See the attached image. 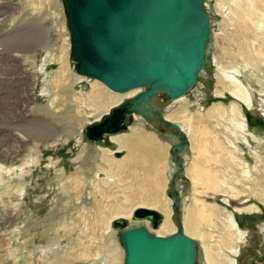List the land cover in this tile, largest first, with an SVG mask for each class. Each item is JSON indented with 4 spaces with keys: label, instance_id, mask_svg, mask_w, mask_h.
<instances>
[{
    "label": "rangeland",
    "instance_id": "1",
    "mask_svg": "<svg viewBox=\"0 0 264 264\" xmlns=\"http://www.w3.org/2000/svg\"><path fill=\"white\" fill-rule=\"evenodd\" d=\"M205 5L212 31L196 84L174 101L159 93L163 114L189 138L179 152L180 170L175 146L183 139L140 114L130 115L117 135L88 138V124L145 88L117 92L77 71L63 0H0V143L16 155L13 171L0 181V198L13 199L17 209L11 223L0 210V239L9 226L0 264H124L122 230L143 226L166 236L176 230L171 180L177 171L178 209L186 234L197 241L198 264H264V0ZM134 139L162 151L148 150L133 179L119 162L139 154L131 151ZM198 166L209 168L217 183L206 184L203 170L194 176ZM145 172L166 204L155 207L166 213L157 226L131 215L137 205L154 207L131 201L152 197L132 188ZM73 177L85 182L84 190L67 188ZM97 205L104 213L116 205L130 214L102 221ZM191 214L198 232L189 231Z\"/></svg>",
    "mask_w": 264,
    "mask_h": 264
},
{
    "label": "water",
    "instance_id": "2",
    "mask_svg": "<svg viewBox=\"0 0 264 264\" xmlns=\"http://www.w3.org/2000/svg\"><path fill=\"white\" fill-rule=\"evenodd\" d=\"M63 1L77 71L117 92L145 88L88 124V138L99 140L122 132L134 113L152 122L154 117L183 139L175 146L181 170L179 152L189 138L161 107L158 109L155 96L165 92L169 101L176 100L196 84L206 63L212 31L205 0ZM177 174L171 180L177 231L165 236L143 226L122 230L119 238L126 252L124 264H198L197 241L184 231L178 209ZM132 216L154 226L164 219L163 212L146 206L136 208Z\"/></svg>",
    "mask_w": 264,
    "mask_h": 264
},
{
    "label": "bare ground",
    "instance_id": "3",
    "mask_svg": "<svg viewBox=\"0 0 264 264\" xmlns=\"http://www.w3.org/2000/svg\"><path fill=\"white\" fill-rule=\"evenodd\" d=\"M64 11H65V7H64ZM6 39V38H5ZM8 39H10V37H8ZM15 39H17V41L19 40L18 39V37H16ZM19 44V43H18ZM22 49V48H21ZM61 59H62V65H61V68H60V71H61V74H62V77H67V75H68V73H67V71H68V68H67V65L65 64V62H64V59H65V57H64V52L62 51L61 52ZM66 73H67V75H66ZM103 89V88H102ZM143 89V88H142ZM131 91H134V90H131ZM128 92H130V91H128ZM94 94H95V96L97 97V98H100L101 96H102V94H103V91L101 90V88L100 87H98V86H96L95 85V91H94ZM107 94H109L111 97H113V95L112 94H110V93H108L107 92ZM159 95L160 94H156V96H155V98H156V100H155V102H156V104L158 105V109H160L161 110V108H163V103H162V101L160 100V98H159ZM184 96V95H183ZM181 98V97H180ZM249 97H247V98H245V101L246 100H248L249 101ZM177 100V99H176ZM172 101H174V100H172ZM120 102H118V103H116V104H119ZM170 103V102H169ZM249 103H250V101H249ZM116 104H114V105H116ZM113 105V106H114ZM112 106V107H113ZM111 107V108H112ZM161 107V108H160ZM111 108L108 110V112L111 110ZM3 117V116H2ZM2 117L0 116V124H1V120H2V122H3V119H2ZM153 120H154V124H156V125H160V123H159V121L160 120H156L154 117L152 118ZM152 122V121H151ZM183 129V128H182ZM119 133H121V132H119ZM119 133H116V134H113V135H117V134H119ZM125 138H128V137H123L122 139H120L119 140V142L120 143H122V141H123V139H125ZM147 140H145V141H147V143L150 141V139L148 140V137L146 138ZM137 141H135V139H134V143L131 141V144L133 145V149L131 150L134 154H137L138 152L137 151H140L139 152V154H137V155H133V154H131L130 153V155L128 156V157H126L125 159H123V160H121L120 162H119V167L120 166H122V168L124 169V170H127V171H129L130 173H131V176L133 177V179L136 177L137 178V175L139 174H136V172H135V170H136V168L139 166V165H141V168H142V166L143 165H145V164H143L142 163V159H144V157H149V156H146V153H148V150H150V151H154L155 152V154H160V152L162 151L161 150V148H159V147H156V146H152L151 148H152V150H151V148H149L148 146H146L145 147V145H144V142H142L141 143V145H140V143L138 142L137 144ZM2 145L3 144H1L0 143V181L2 182V180H4V178H5V172L6 173H11L12 171H13V169L11 168V165L12 164H14V160H15V156L16 155H14L13 153V150L11 151V150H6V149H3V148H1L2 147ZM5 147V146H4ZM8 147L10 148V149H13V148H15L16 146L15 145H8ZM17 150L20 152V149H18L17 148ZM13 152V153H12ZM117 152V151H116ZM119 152V151H118ZM143 152V153H142ZM140 153H142V154H140ZM153 153V152H152ZM153 155V154H152ZM155 157L156 158H158V156L157 155H155ZM153 157H151V159H152ZM150 160V159H149ZM148 160V161H149ZM152 161V160H151ZM144 162V161H143ZM156 162V161H155ZM145 163V162H144ZM149 163V162H148ZM148 166V165H147ZM146 166V167H147ZM144 167V166H143ZM145 167V168H146ZM151 167V166H150ZM121 168V167H120ZM126 168V169H125ZM138 169V168H137ZM142 170V169H141ZM139 171V170H138ZM147 171V170H146ZM144 173V172H143ZM99 176H100V174H98ZM97 175V176H98ZM197 175V174H196ZM200 176H201V174H199ZM197 177H198V175H197ZM197 177H196V179H197ZM203 177V176H202ZM78 178V177H77ZM200 178V177H199ZM152 179H153V177H151L147 172H145V179H144V182L142 181V178H141V176H139L138 177V180H137V182H135V186H133L132 188H133V190H138V189H140V190H143V191H150V193H152L150 196H152V197H149V196H146V197H144V196H140V198H138V196L136 195V194H139V193H141V191H139V193H136L135 194V191H133L134 192V194L137 196H135L134 198H132L131 199V201L133 202L134 200H137L136 202H138V204H146V205H152V206H154V207H152V208H155L156 206L157 207H160V208H162V209H165L166 208V204L164 205V203H163V201H162V199L160 198V196H159V192L158 191H156L155 193H154V187L152 186ZM85 182L83 181V180H81L80 178L76 181H74V177H73V180L71 181V180H69L68 181V185H67V188L70 190V188L72 189H74L75 191H78V192H81L82 190H84V188H85V184H84ZM137 183V184H136ZM154 183V182H153ZM2 185V184H1ZM132 185H134V184H132ZM101 191H99V193H100ZM146 193H148V192H146ZM145 193V194H146ZM104 195V194H103ZM134 196V195H133ZM102 197V196H101ZM104 197L105 196H103V199H104ZM147 197H149V198H147ZM2 198V197H1ZM0 198V199H1ZM145 198H147V199H145ZM99 199H101V198H99ZM13 200V199H12ZM11 199L10 200H3V199H1V201H0V210L2 211V209H5L6 211H7V213L9 214V217H7V222L9 221L10 222V220L16 215V211H17V209H15V207H14V203H13V201H12ZM141 201V202H140ZM143 201V202H142ZM132 202H130V203H132ZM166 202V201H165ZM103 203V202H102ZM133 203H135V202H133ZM105 206H106V204H105ZM140 206H145V205H137L135 208H134V210L136 209V208H138V207H140ZM97 207H98V209L101 211H99L98 210V215H96L97 217H98V219H100V220H102V221H106V219H111L112 217H115V216H118V215H123V214H125V215H128V214H130V212H127V210L126 209H123V208H121V207H118V206H116V205H113V206H111V209H109V212L107 213H104L103 212V210H104V208H103V206L101 207V205H97ZM146 207H148V206H146ZM151 208V207H150ZM158 209V208H157ZM134 210H133V212H134ZM166 211V210H165ZM173 211V210H172ZM100 212V213H99ZM165 213V212H164ZM196 213H198V212H196ZM199 214V213H198ZM131 215H133V213L131 214ZM165 215H166V213L164 214V219H165ZM200 215V214H199ZM206 215V214H205ZM204 215V216H205ZM193 216H195L194 214H193ZM193 216H192V214H191V216L189 215V217H188V228L190 229L189 231H196V232H198L197 231V226H196V224H198V222L195 224V219L193 218ZM196 217H198L197 216V214H196ZM202 218V217H201ZM97 219V218H96ZM163 219V220H164ZM198 220H199V218H197ZM201 220V219H200ZM97 221V220H96ZM163 222V221H162ZM161 222V223H162ZM173 222H174V225H176V230L174 231V232H176L177 231V229H178V226H177V223L174 221V219H173ZM11 223V222H10ZM97 223V222H96ZM168 222H166V224H167ZM182 223H183V225H184V231H185V224H184V221H182ZM187 223V222H186ZM5 224V223H4ZM99 224V223H98ZM106 227H108V225L106 226ZM8 228H9V226L7 225V226H3V229H1L2 231H5L4 232V234L2 233V235H1V239H0V249H2V245H3V238H4V236H6V231L8 230ZM173 232V233H174ZM1 234V233H0ZM194 234H196V233H194ZM166 236V235H165ZM169 236V235H168ZM126 256V255H125Z\"/></svg>",
    "mask_w": 264,
    "mask_h": 264
},
{
    "label": "crops",
    "instance_id": "4",
    "mask_svg": "<svg viewBox=\"0 0 264 264\" xmlns=\"http://www.w3.org/2000/svg\"><path fill=\"white\" fill-rule=\"evenodd\" d=\"M203 145V144H202ZM205 145V144H204ZM203 149H205L204 148V146H203ZM204 153H210L211 151L209 150V149H207V150H204L203 151ZM199 165H201V164H199ZM199 170H203L205 173H206V175L208 176V178H209V182L210 183H206V184H216L217 182H216V178H215V180H213V178H212V175H211V171H210V169L209 168H204L203 166H198L197 167V169L194 171V176H196V171L198 172ZM196 183H198L197 181H196ZM205 184V185H206ZM214 185H212V186H214ZM212 186H209V187H212Z\"/></svg>",
    "mask_w": 264,
    "mask_h": 264
}]
</instances>
